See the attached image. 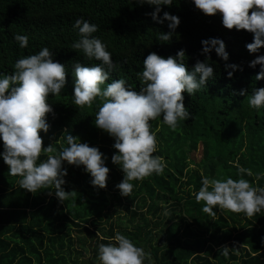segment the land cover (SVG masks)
Segmentation results:
<instances>
[{"label": "trees", "instance_id": "obj_1", "mask_svg": "<svg viewBox=\"0 0 264 264\" xmlns=\"http://www.w3.org/2000/svg\"><path fill=\"white\" fill-rule=\"evenodd\" d=\"M154 7L138 0H0V74L11 73L16 59L44 46L55 53V61L65 65L64 88L49 94L47 100L53 109L46 114L50 136L38 132L42 147L51 144L58 152L67 146V132L96 146L107 157L109 169L106 186L99 188L89 183L91 177L83 165L62 162L67 171L61 187L72 194L61 202L54 189L32 193L19 187V177L9 175L0 157V264H100L98 245L110 242L117 232L150 254L145 264H264V210L247 217L214 206L215 215L210 216L203 211L204 202L197 203L192 195L202 176H242L254 186H264V107L254 109L248 104L253 89L264 87V78L255 79L259 64L249 66V61L264 54V45L249 53L245 44L252 41L253 33L224 27L219 12L204 14L192 0L160 6L157 16L167 11L180 21L170 39L160 41V33L169 31L168 22L152 20L148 13ZM78 17L98 26L92 35L105 43L117 65L105 85L124 78L126 86L139 91L143 86L139 72L149 52L167 57L184 49L186 70L197 60L205 61L202 39H221L228 53L225 61L209 51L207 62L214 75L192 95L182 91L191 115L178 121L175 130L162 118L149 121L157 140L153 155L163 157L166 167L159 175L133 180L130 197L115 187L123 172L111 162L117 151L114 140L94 123L102 101L97 98L84 106L72 103L73 63H99L70 48L79 38L72 27ZM14 34H26L27 47L20 48ZM226 64L238 67L233 71ZM227 71L233 72L231 77ZM198 145L201 154L194 158ZM39 159H46V154ZM230 162L251 169L253 176H238ZM225 245L230 247L227 257L220 254Z\"/></svg>", "mask_w": 264, "mask_h": 264}, {"label": "clouds", "instance_id": "obj_2", "mask_svg": "<svg viewBox=\"0 0 264 264\" xmlns=\"http://www.w3.org/2000/svg\"><path fill=\"white\" fill-rule=\"evenodd\" d=\"M139 3L154 5L148 15L157 23L167 21L168 32L160 33V41H168L179 24V17L164 11L157 16L161 5H171L173 0H138ZM195 7L204 14H221V23L232 29L233 26L253 33L252 41L245 47L249 53L258 52L264 45V0H192ZM251 11L249 12V10ZM72 27L77 30L78 39L71 44V49L79 50L89 59L99 63L82 64L76 61L72 65L73 91L72 103L76 106L91 105L94 100L102 101L95 113V125L107 132L114 140L113 148L117 151L111 156V162L119 165L123 178L115 187L122 196H129L133 190V180L139 181L153 173L159 175L166 167L163 157L153 155L157 150L156 133L151 131L149 121L162 118V122L175 130L178 121H184L191 113L184 106L182 91L192 95L205 86L213 77V67L207 62V54L214 50L216 55L227 61L225 44L219 38L201 40V52L205 61L197 60L191 70H186L183 63L184 49H179L175 56L167 57L149 52L142 61L139 72L141 84L139 91L126 86L124 78L109 79L117 66L111 53L97 36L92 35L98 29L83 17L75 19ZM13 39L20 48L28 45L26 34H14ZM55 55L47 46L41 47L34 54L15 60L11 73L0 74V141L3 151L0 157L8 165V173L19 177V187L36 193L40 189H54V194L63 202L72 191H65L61 185L66 169L62 162L76 166L83 165L91 179L92 186H106L108 167L105 155L96 146L80 142L76 136L64 134L67 146L57 152L52 145L42 147L39 131L47 132L49 124L46 114L52 113L47 102L49 94L61 93L65 86V65L55 61ZM260 66L255 79L264 78V54L249 61L250 67ZM238 65L226 64L225 68L236 70ZM232 71L226 75L231 77ZM103 86V87H102ZM243 94V90H241ZM251 108L264 107V87L255 88L248 99ZM46 159L40 160L41 154ZM55 153V154H50ZM39 160V162H37ZM234 163L238 176H253L251 169ZM256 179L260 178L257 173ZM192 195L197 203L203 201V211L214 216L213 207L226 209L233 213H243L247 217L264 210V186H254L242 176L233 179L201 177L198 191ZM264 242V238H262ZM228 246H222L220 254L229 255ZM100 264H145L150 254L137 246L131 239L117 232L108 243H101L97 248Z\"/></svg>", "mask_w": 264, "mask_h": 264}, {"label": "rangeland", "instance_id": "obj_3", "mask_svg": "<svg viewBox=\"0 0 264 264\" xmlns=\"http://www.w3.org/2000/svg\"><path fill=\"white\" fill-rule=\"evenodd\" d=\"M46 136H50L48 131L46 132ZM200 154H201V147H200V145H198L196 152L193 153V157L199 158Z\"/></svg>", "mask_w": 264, "mask_h": 264}]
</instances>
